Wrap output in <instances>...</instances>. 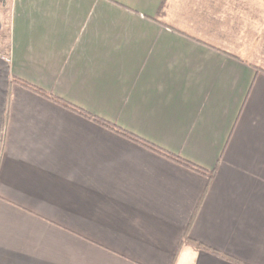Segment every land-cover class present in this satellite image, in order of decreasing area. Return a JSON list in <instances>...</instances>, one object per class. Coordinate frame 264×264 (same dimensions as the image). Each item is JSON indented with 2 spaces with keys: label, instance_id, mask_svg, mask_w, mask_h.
Here are the masks:
<instances>
[{
  "label": "crops",
  "instance_id": "obj_1",
  "mask_svg": "<svg viewBox=\"0 0 264 264\" xmlns=\"http://www.w3.org/2000/svg\"><path fill=\"white\" fill-rule=\"evenodd\" d=\"M0 264H264V0H10Z\"/></svg>",
  "mask_w": 264,
  "mask_h": 264
},
{
  "label": "trees",
  "instance_id": "obj_2",
  "mask_svg": "<svg viewBox=\"0 0 264 264\" xmlns=\"http://www.w3.org/2000/svg\"><path fill=\"white\" fill-rule=\"evenodd\" d=\"M18 83L21 84L22 86H24L25 88L30 89V90L34 91L35 93H37V94H39L41 96H44V97L54 101L55 103H58V104L64 106L65 108H67V109H69L71 111H74V112L79 113L80 115H83L84 117L92 120L93 122H96L98 125L106 128V129H108V130H110V131H112V132H114V133H116V134H118L120 136H123V137L131 140L132 142H134L136 144H139V145L143 146L144 148H146V149H148V150H150L152 152H155V153H157V154H159V155H161V156H163V157H165V158H167V159H169V160H171V161H173V162H175V163H177V164H179V165H181V166H183L185 168H188V169H190V170H192V171H194V172H196L198 174H201V175H206L207 174V172L205 170L201 169L200 167H197V166H195V165H193V164L181 159L180 157H178V156H176V155H174L172 153H169V152H167V151H165L163 149H160L159 147L153 145L152 143H150L148 141H145V140H143V139H141V138H139L137 136H134V135H132V134L120 129L119 127H117V126H115V125H113L111 123H108V122H106L104 120L98 119V118H96L94 116H89L88 114L82 112L81 110H79V109H77V108H75V107H73V106H71V105H69L67 103H64L63 101H61V100H59L57 98H54V97L48 95L47 93H45L44 91H42L40 89H37L35 87H31V86H29V85H27V84H25L23 82H18ZM187 242L192 247H194L195 249L204 250V251L210 252L211 254H213L215 256H218V257L227 259L229 261H232L234 263H237V262H235V260H233V259H231V258H229L227 256H224L223 254H220L218 252L209 250L206 247H203L200 243H196V242L188 240V239H187Z\"/></svg>",
  "mask_w": 264,
  "mask_h": 264
},
{
  "label": "rangeland",
  "instance_id": "obj_3",
  "mask_svg": "<svg viewBox=\"0 0 264 264\" xmlns=\"http://www.w3.org/2000/svg\"><path fill=\"white\" fill-rule=\"evenodd\" d=\"M9 5H10V0H0V12L1 10L6 12V10H8Z\"/></svg>",
  "mask_w": 264,
  "mask_h": 264
}]
</instances>
